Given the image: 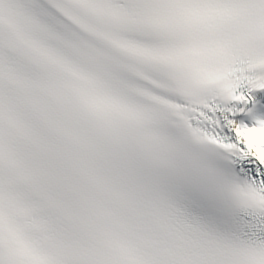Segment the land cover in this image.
Wrapping results in <instances>:
<instances>
[{
	"label": "snow or ice",
	"instance_id": "1",
	"mask_svg": "<svg viewBox=\"0 0 264 264\" xmlns=\"http://www.w3.org/2000/svg\"><path fill=\"white\" fill-rule=\"evenodd\" d=\"M0 264H264V0H0Z\"/></svg>",
	"mask_w": 264,
	"mask_h": 264
}]
</instances>
